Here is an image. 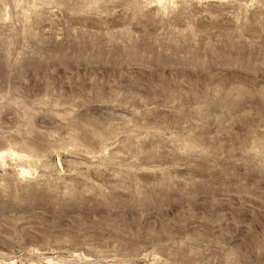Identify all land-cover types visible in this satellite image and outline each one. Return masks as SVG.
<instances>
[{"label":"rangeland","instance_id":"374dc122","mask_svg":"<svg viewBox=\"0 0 264 264\" xmlns=\"http://www.w3.org/2000/svg\"><path fill=\"white\" fill-rule=\"evenodd\" d=\"M74 5L0 0V264H235L264 228V0Z\"/></svg>","mask_w":264,"mask_h":264},{"label":"clouds","instance_id":"9594fccd","mask_svg":"<svg viewBox=\"0 0 264 264\" xmlns=\"http://www.w3.org/2000/svg\"><path fill=\"white\" fill-rule=\"evenodd\" d=\"M97 3L102 2L106 6H112L113 12L119 11L120 8L117 5L124 7L125 0H96ZM189 0H128V7H134L141 12H145L152 9H161L164 11V14H169L170 12L175 11L176 9L186 6ZM68 6H75L74 0H66ZM63 6V5H61ZM96 3L89 4L88 7H95ZM160 15V12L156 13ZM251 163V162H249ZM253 170H256L253 168ZM261 172H264V168L260 169ZM264 178V177H262ZM194 208L197 207V204L193 205ZM237 228V237L244 234V232L250 229V225L247 222H238L236 224ZM264 232V228L257 226V230L252 233V246L250 247H240L234 251H229L228 255L235 262V264H254V248L257 243L260 242L261 233ZM233 244L238 242L237 238H234L231 241ZM211 259V257H209ZM264 259V258H262Z\"/></svg>","mask_w":264,"mask_h":264}]
</instances>
